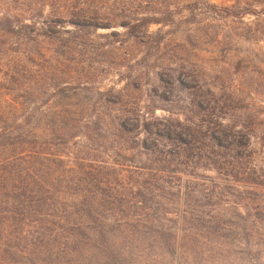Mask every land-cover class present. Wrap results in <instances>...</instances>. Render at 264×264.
<instances>
[{"label":"trees","instance_id":"obj_1","mask_svg":"<svg viewBox=\"0 0 264 264\" xmlns=\"http://www.w3.org/2000/svg\"><path fill=\"white\" fill-rule=\"evenodd\" d=\"M13 2L0 0V264H264L260 125L135 152L107 100L79 110L72 85L45 78L48 32L17 27ZM164 74L150 90L177 104Z\"/></svg>","mask_w":264,"mask_h":264},{"label":"rangeland","instance_id":"obj_2","mask_svg":"<svg viewBox=\"0 0 264 264\" xmlns=\"http://www.w3.org/2000/svg\"><path fill=\"white\" fill-rule=\"evenodd\" d=\"M13 1L17 27L48 32L45 78L72 85L79 110L107 100L135 152L175 150L169 133L189 127L226 129L233 141L244 127L264 131V0ZM161 72L182 91L177 104L151 92L166 84Z\"/></svg>","mask_w":264,"mask_h":264}]
</instances>
